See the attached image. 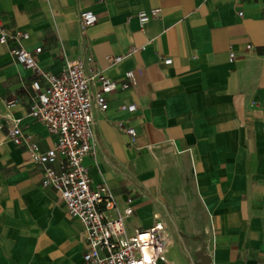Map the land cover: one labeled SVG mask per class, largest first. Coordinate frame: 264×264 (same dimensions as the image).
<instances>
[{
	"label": "crops",
	"instance_id": "obj_1",
	"mask_svg": "<svg viewBox=\"0 0 264 264\" xmlns=\"http://www.w3.org/2000/svg\"><path fill=\"white\" fill-rule=\"evenodd\" d=\"M152 9L141 26L139 11ZM84 10L96 22L82 30ZM0 27L25 31L20 45L40 48L34 59L49 73L65 57L118 84L132 71L134 85L106 94L104 110L93 106L94 150L83 165L91 187L113 196L107 214L121 215L126 233L164 222L159 264H264V0H0ZM15 46L0 42V264H86L85 229L42 186L28 149L56 138L28 115L39 77L14 59ZM10 118L26 143L8 140ZM52 166L64 170L63 155Z\"/></svg>",
	"mask_w": 264,
	"mask_h": 264
},
{
	"label": "built area",
	"instance_id": "obj_2",
	"mask_svg": "<svg viewBox=\"0 0 264 264\" xmlns=\"http://www.w3.org/2000/svg\"><path fill=\"white\" fill-rule=\"evenodd\" d=\"M158 9H152L148 14L141 10L138 21L142 26L150 15H156ZM238 14H241L239 12ZM96 22V14L91 10L81 11L79 23L82 30ZM27 37L22 30H15L8 35L0 27V42L12 39L16 42L11 53L14 59L34 70L39 78L31 81L32 94L28 115L43 123L47 131L56 139L52 147L40 151L37 143L28 144V149L34 159L42 166L41 184L51 186L59 192L66 206L67 213L80 221L87 234L88 251L83 254L86 264H159L166 261L169 246L168 235H165V225L156 220L148 228L135 230L132 234L125 231L122 216L115 218L107 212L115 207L113 196L104 186L92 188L90 177L83 165L85 155L94 150L93 138V106L100 110L106 108L105 95L118 88H127L135 84L132 71H126V80L118 84L115 80L101 74H88L80 59L64 58L60 73L52 74L38 67L34 54L40 48L28 51L20 45ZM250 48V45H247ZM235 57L230 53V60ZM120 56H108L109 62L120 60ZM165 64L170 58L163 60ZM95 80L99 81L100 89L90 92L89 87ZM7 101L6 104H11ZM122 109L134 111V104L121 105ZM3 116L0 114V127ZM11 126L7 138L15 145L27 142L18 119L10 118ZM117 126L129 137L134 135L132 127ZM57 153L63 155L65 169L56 171L52 164ZM130 201V199H128ZM132 207L127 205L123 215H129Z\"/></svg>",
	"mask_w": 264,
	"mask_h": 264
}]
</instances>
